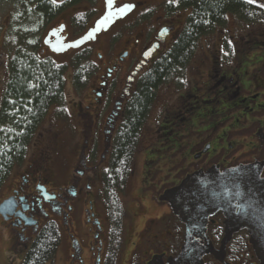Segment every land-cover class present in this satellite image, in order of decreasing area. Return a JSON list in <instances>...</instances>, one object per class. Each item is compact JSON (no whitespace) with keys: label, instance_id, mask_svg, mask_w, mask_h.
<instances>
[{"label":"flooded vegetation","instance_id":"obj_1","mask_svg":"<svg viewBox=\"0 0 264 264\" xmlns=\"http://www.w3.org/2000/svg\"><path fill=\"white\" fill-rule=\"evenodd\" d=\"M236 1L238 8L264 15V7H261L264 0ZM45 2L51 3L52 8H62L50 17L40 16L44 30L37 39L41 53L46 55L64 52L66 49L55 51V48L81 36L105 8L126 9L125 5H130L113 23L133 15L135 28L142 32L134 37L132 49L126 47L121 56H113L105 66L98 85L92 90V99L76 103L74 114L78 122L74 158L66 182L52 190L40 180L50 152L49 146L44 147L37 159L23 163L17 183L0 198V202L7 197L13 198L5 216L0 213V219L11 230V243L15 241L18 245L14 250H20L27 248L47 220L55 224L58 220L69 230L74 222L71 216L79 208L86 223L87 237L81 241L71 235L69 263L109 264L112 259L109 226L100 222L94 208L99 199L103 202L102 174L109 165L113 137L137 78L170 48L193 7H177V0ZM181 11L184 14L178 25ZM85 12H94V15H89L82 30H75L73 16ZM238 16L230 9L226 10L220 23H212V31L202 32L195 40L189 62L199 41L212 38L213 48L207 50L202 42L200 66L189 70L188 62L184 70L177 71L184 75L182 78L168 81L175 87L178 81L187 85L183 90H175V96L181 98L182 103L180 106L174 104L168 110L174 112L175 120L160 139L169 140L168 145L178 139L181 144L174 146H179L175 148V161L155 166L157 172L152 171V179L144 181L150 191L149 198L142 197L133 212L132 220L139 222V228L133 232L142 237L148 232L153 239L140 254L142 257L132 255L128 264H261V252L251 239L256 230L236 201L221 206L191 200L190 211L184 213L183 207L168 196L182 183L194 182L238 164L247 163V179L264 180V16L254 21ZM229 18L238 19L242 26H247L242 36H235L233 29L230 31ZM251 24L252 27L248 26ZM49 30L52 32L46 37ZM73 31L76 34L72 35ZM101 31L94 39L68 48H73L74 54L89 47L91 55L88 43ZM221 61L230 65L220 67ZM190 71L192 74L186 80ZM113 72L124 75L115 76ZM64 113L56 116L64 117ZM157 238L165 241L156 242ZM126 242L122 236L121 245L126 246ZM131 242L135 244L133 239ZM124 253L125 248L118 250L115 264H124Z\"/></svg>","mask_w":264,"mask_h":264},{"label":"trees","instance_id":"obj_2","mask_svg":"<svg viewBox=\"0 0 264 264\" xmlns=\"http://www.w3.org/2000/svg\"><path fill=\"white\" fill-rule=\"evenodd\" d=\"M46 0H25L32 4V11L41 17H50L59 9L52 8ZM16 2V1H15ZM17 3V2H16ZM192 5L183 28L168 50H165L151 65L139 75L135 88L123 109L122 121L113 137L109 166L103 177V201L106 208L111 235V263L122 243L121 223L125 210L119 198L133 165V156L158 85L184 75L195 40L202 32L212 31V23H220L226 10H231L246 20H260L263 14H254L238 8L236 0H177V7ZM178 9V8H176ZM180 9V8H179ZM91 15L88 12L76 14L72 18L75 30H82L84 22ZM238 16V17H239ZM0 25V30H1ZM32 32H26V42L20 35H14L8 42L3 39L6 49V77L0 99V181L15 164H20L26 155L27 146L34 136L47 110L52 105L60 106L65 100L64 74L67 64L56 62L40 51L39 44L31 41ZM28 40L30 43H28ZM72 67L71 84L75 90L84 86L94 70L90 59V48L77 50L70 59ZM58 113L63 112L62 109ZM1 124L10 127L2 128ZM9 129V130H7ZM8 135V136H7ZM3 144V142H5ZM138 143V144H137ZM60 237L56 224L47 220L27 246L21 264H52ZM11 248L17 249L13 241Z\"/></svg>","mask_w":264,"mask_h":264},{"label":"rangeland","instance_id":"obj_3","mask_svg":"<svg viewBox=\"0 0 264 264\" xmlns=\"http://www.w3.org/2000/svg\"><path fill=\"white\" fill-rule=\"evenodd\" d=\"M31 8H33L32 4L26 6L25 0H0V25L2 27L0 30V99L7 71V68H5L6 65H4L6 64L8 55L6 49L10 47V45H3V39H5V36H8V42H10L14 35H20L23 38V43H25L26 32H32L31 38H33V40L31 41L33 43L35 41L38 43L37 37L43 33L44 29H41V20H43V18H41L40 15H36ZM91 14L94 15V12H91ZM183 14L184 11L179 12L178 20L180 22L177 23L178 25L181 23ZM60 18H63V16ZM132 18H134V16L130 15L124 20L116 21L106 30H102L97 34L94 41L88 43L91 47L90 59L94 62L95 68L87 78L84 86L78 90H75L71 84L72 67L69 59L74 52L73 48H68L61 53H47L56 62H65L67 64L64 74L65 100L60 106L52 105L47 110L43 120L27 146L24 160L21 164H15L9 173L0 181V198L8 193L17 183V178L19 177V172H21L20 168L23 163L26 164L29 161L37 159L41 150L46 146H49L50 152L47 154L48 157L43 166L45 168L41 170L40 180L46 183V186L52 190L66 182L74 158L73 148L76 138V124L78 122L74 114L76 103L78 100L81 103L90 101L93 96V88L98 85L102 73L105 71V66L110 63L113 56H121V52L124 51L126 47L129 49L133 48L134 44L132 41L135 36L141 34L142 29H138V27L135 28L136 21L135 19L132 20ZM228 26L231 29L230 31L233 29L232 32L235 33V36H242L244 30L247 28V26H242L238 19L234 20L233 18H229ZM248 26L252 27L253 25L251 24ZM71 34L74 35L76 32L73 31ZM211 39L212 38L202 41L203 44L206 45L205 48H207V50L213 48ZM202 42L199 41L194 57L190 60L187 69L193 70L202 63L200 61L203 50ZM28 43H30L29 40ZM124 62H122L121 65L124 64ZM219 65L220 67H228L230 63L221 61ZM113 74L115 76L119 75V77L124 75L123 73L119 74L114 72ZM191 74L192 71L188 72L186 80ZM168 81L157 86L154 91L155 97L148 116L142 125L139 144L137 143L138 146L133 156L132 170L125 181L123 191H120L119 194L120 201L125 210L121 223V235L126 238L127 242L126 246H122L120 243L118 250H123L125 248L123 256L124 264H128L129 258H131L132 255H139V257H142L140 254L148 248V243L152 242L153 239L148 232H145L143 237L140 233L133 232L134 229L139 228V222L132 220L133 212H135V208L139 207L142 197L149 198L150 191L147 183H144V181H150L152 179V171L157 172L155 166L172 164L177 156V150H175V148H178L181 144V140L178 139L171 143V145H168L169 140L160 139L166 134L172 122L175 120L173 115L174 112H168V110L173 107L174 104L180 106V103H182L180 101L181 98L175 96V90H183L184 86L187 85L186 82L178 81L177 83L175 82L176 88ZM178 85L180 86L178 87ZM57 109H62L63 112H65V115H63L64 117L56 116L58 113ZM1 126L5 130L10 127L9 124H1ZM5 143L6 141L3 142V144ZM176 144H179V146L174 147ZM178 152L180 153V151ZM107 169L108 167L105 170L107 171ZM101 189L102 196H104L103 183ZM103 202L99 199L94 209L100 222L105 226L107 224L109 226L107 212L105 205L103 206ZM75 212L76 213L71 216L74 222H71L69 230L62 222L56 221L60 241L55 251L52 264H70L71 246L69 247V243L71 235L72 238L74 236L80 238L81 241L87 237V228L82 217V212L81 210L79 211V208ZM10 234L11 230L9 226L0 219V264H21L26 248L22 247L20 250H13L10 246ZM142 238L144 239L143 242ZM132 239L135 241V244L131 242ZM161 240L165 241L164 238L155 239L156 242ZM152 245L153 244H151V246ZM115 262L116 257L114 263Z\"/></svg>","mask_w":264,"mask_h":264},{"label":"water","instance_id":"obj_4","mask_svg":"<svg viewBox=\"0 0 264 264\" xmlns=\"http://www.w3.org/2000/svg\"><path fill=\"white\" fill-rule=\"evenodd\" d=\"M121 9L124 8H105L104 12L94 20L93 25L81 36L73 41L62 43L55 48V51H63L69 46L76 47L89 39H94L96 33L107 29L117 17L123 16L128 10V8L123 11ZM51 32L49 30L46 37ZM129 80H132V77ZM168 196L183 207L184 213L190 211L189 201L191 200L198 204L213 203L221 206L222 203L229 205L236 201L241 211L248 215L252 228L256 230V234L251 239L254 247L261 252V264H264V180L247 179V163L205 175L194 182L182 183L176 190L170 191ZM12 199L7 197L0 202V213L3 216L11 205Z\"/></svg>","mask_w":264,"mask_h":264},{"label":"snow or ice","instance_id":"obj_5","mask_svg":"<svg viewBox=\"0 0 264 264\" xmlns=\"http://www.w3.org/2000/svg\"><path fill=\"white\" fill-rule=\"evenodd\" d=\"M109 2H110V0H109ZM249 2H254V0H249ZM129 7H131L130 5H125V8H129ZM261 7H264V5H261ZM124 9H121V11H123Z\"/></svg>","mask_w":264,"mask_h":264}]
</instances>
